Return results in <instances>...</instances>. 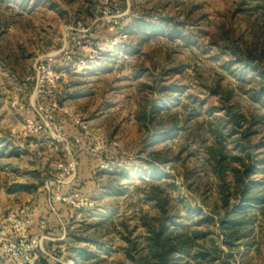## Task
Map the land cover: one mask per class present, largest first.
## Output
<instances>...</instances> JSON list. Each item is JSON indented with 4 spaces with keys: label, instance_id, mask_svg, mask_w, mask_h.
<instances>
[{
    "label": "rangeland",
    "instance_id": "1",
    "mask_svg": "<svg viewBox=\"0 0 264 264\" xmlns=\"http://www.w3.org/2000/svg\"><path fill=\"white\" fill-rule=\"evenodd\" d=\"M142 21L161 27L133 29ZM41 63L53 87L36 75ZM263 76L264 0H0V223L12 212L48 218L51 239L65 231L43 240L39 264H130L128 241L141 249L164 212L178 231L202 235L193 248L211 254L195 264H264V246L223 244L206 154L220 133L237 205L233 171L264 163ZM228 113L242 117L235 131ZM69 114L87 128L81 145ZM28 122L45 128L25 134ZM91 138L104 148L92 154ZM70 161L75 176L57 184L55 166ZM255 169L262 191L264 166ZM72 192L92 205L64 207L60 232L50 198ZM249 215V228L264 222Z\"/></svg>",
    "mask_w": 264,
    "mask_h": 264
},
{
    "label": "trees",
    "instance_id": "2",
    "mask_svg": "<svg viewBox=\"0 0 264 264\" xmlns=\"http://www.w3.org/2000/svg\"><path fill=\"white\" fill-rule=\"evenodd\" d=\"M161 27H156L145 22H137L133 29L140 32H157ZM264 78V76H263ZM228 122L236 129L241 127L242 117L237 115H230L228 113ZM220 133L214 137V145L206 149L207 161L212 164L215 175L219 178V192L223 206V214L219 221L220 230L223 237V244L232 248L236 246L241 240L248 237V230L253 222L252 217L249 215V210L263 204V196L260 191V185L250 181L251 176L255 174V164L243 165L242 173L233 171L235 173L234 187L236 188V195L233 199L237 200V205L229 206L231 195L224 184V172L227 170L224 162L226 155L220 142ZM217 147V148H215ZM17 189L24 190V186H17ZM64 206V205H63ZM66 207V206H64ZM67 208V207H66ZM166 213L162 212L157 224L147 227V235L144 237V245L141 249L137 250L134 245L128 241L129 249L128 259L130 264H195L205 262L207 257L211 254L199 245H195L196 238L202 235L192 234L188 235L184 229L181 231L176 229L175 223L169 224L170 219L166 217ZM131 244V245H130ZM134 252L136 257L130 254ZM218 251V250H217ZM77 253L83 257L86 262L88 257L93 255L89 254L86 249H77ZM213 258L216 256V251ZM213 259H211L212 261ZM39 264V262H38ZM46 264V263H42ZM78 264V263H76Z\"/></svg>",
    "mask_w": 264,
    "mask_h": 264
},
{
    "label": "built area",
    "instance_id": "3",
    "mask_svg": "<svg viewBox=\"0 0 264 264\" xmlns=\"http://www.w3.org/2000/svg\"><path fill=\"white\" fill-rule=\"evenodd\" d=\"M35 73L36 75H42L47 85L52 87L55 85L57 77L48 66H44L42 63L39 64L35 68ZM68 116L72 126L80 131L79 135L74 137V143L81 145L87 134V128L77 116L73 114ZM44 126L28 122L25 126V134L40 132L45 128ZM90 141L92 142L90 147L92 154L104 148V141L101 139L91 138ZM55 168L57 171L56 182L61 185L65 184L67 179L74 177L76 173V165L73 161L58 164ZM99 168L105 169L106 166L101 164ZM50 199L52 214L55 213V204H62L71 210L92 205L89 200L83 199L76 192L66 195L54 193ZM49 224L50 220L48 218L36 220L30 216H19L12 212L7 214L0 223V256L10 260L12 264H38V252L41 251L43 240L47 239L43 235V231ZM34 229H37V234L33 233Z\"/></svg>",
    "mask_w": 264,
    "mask_h": 264
},
{
    "label": "crops",
    "instance_id": "4",
    "mask_svg": "<svg viewBox=\"0 0 264 264\" xmlns=\"http://www.w3.org/2000/svg\"><path fill=\"white\" fill-rule=\"evenodd\" d=\"M90 162L91 161H89V163ZM250 163H254L255 167L256 166H259V167H263L264 166V163H262L261 165H258V162L255 163L251 159H250ZM80 165L86 167V166H88V161L85 160L84 158H82L80 160ZM256 172L257 171L255 169V173ZM251 182L254 183L253 181H251ZM261 194L263 196V204L260 205V206L254 207L253 209H256L258 214H261V215L264 216V189H262ZM51 207L52 206L49 207V211L50 212H51ZM64 211H66V210H65V208H64V206L62 204H55V213L53 214V216L59 222L58 225L60 226V229H59L60 232H63L65 230L64 222H65V216H67V214L64 213ZM256 223L258 225L254 224L252 228H249V230L250 229H251V231L253 230L254 233L251 234V236L249 235L247 237V239H248V241H250L249 246H251L252 249L258 250L259 247L264 246V222L262 221L261 223H259V222H256ZM37 232H38L37 229L33 230L34 234H37ZM64 235H65V231L63 233H61L60 236L58 238H56V239H51L50 236H53V235H51V233H47V235H45V237L47 238L46 239L47 241L60 242V241H62L64 239ZM41 251H42V253L44 252L42 246H41ZM0 264H12V262L10 260L5 259L2 256H0Z\"/></svg>",
    "mask_w": 264,
    "mask_h": 264
}]
</instances>
